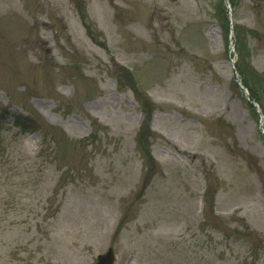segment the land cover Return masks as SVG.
<instances>
[{
  "label": "rangeland",
  "instance_id": "1",
  "mask_svg": "<svg viewBox=\"0 0 264 264\" xmlns=\"http://www.w3.org/2000/svg\"><path fill=\"white\" fill-rule=\"evenodd\" d=\"M109 248L264 264V0H0V264Z\"/></svg>",
  "mask_w": 264,
  "mask_h": 264
},
{
  "label": "water",
  "instance_id": "2",
  "mask_svg": "<svg viewBox=\"0 0 264 264\" xmlns=\"http://www.w3.org/2000/svg\"><path fill=\"white\" fill-rule=\"evenodd\" d=\"M114 259H115V254L113 248H109L105 254H101L98 256L97 262L95 264H113Z\"/></svg>",
  "mask_w": 264,
  "mask_h": 264
},
{
  "label": "trees",
  "instance_id": "3",
  "mask_svg": "<svg viewBox=\"0 0 264 264\" xmlns=\"http://www.w3.org/2000/svg\"><path fill=\"white\" fill-rule=\"evenodd\" d=\"M15 122L18 127L25 129V130H30L29 126L32 124V123L31 124L26 123L21 117H17Z\"/></svg>",
  "mask_w": 264,
  "mask_h": 264
}]
</instances>
